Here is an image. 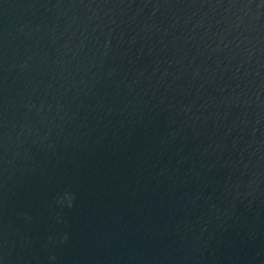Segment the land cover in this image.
I'll return each mask as SVG.
<instances>
[{"label": "water", "instance_id": "95a60500", "mask_svg": "<svg viewBox=\"0 0 264 264\" xmlns=\"http://www.w3.org/2000/svg\"><path fill=\"white\" fill-rule=\"evenodd\" d=\"M0 264H264V0H0Z\"/></svg>", "mask_w": 264, "mask_h": 264}]
</instances>
